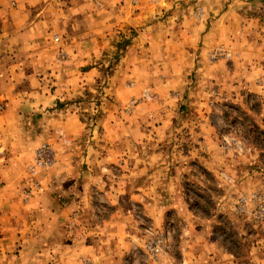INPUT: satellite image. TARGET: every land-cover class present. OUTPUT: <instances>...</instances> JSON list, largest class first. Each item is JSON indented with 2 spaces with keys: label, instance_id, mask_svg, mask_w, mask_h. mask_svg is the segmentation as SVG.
I'll return each instance as SVG.
<instances>
[{
  "label": "rangeland",
  "instance_id": "1",
  "mask_svg": "<svg viewBox=\"0 0 264 264\" xmlns=\"http://www.w3.org/2000/svg\"><path fill=\"white\" fill-rule=\"evenodd\" d=\"M250 1L0 0V264H264Z\"/></svg>",
  "mask_w": 264,
  "mask_h": 264
},
{
  "label": "crops",
  "instance_id": "2",
  "mask_svg": "<svg viewBox=\"0 0 264 264\" xmlns=\"http://www.w3.org/2000/svg\"><path fill=\"white\" fill-rule=\"evenodd\" d=\"M249 5L255 7V12L252 13L254 19L250 22L264 26V0H252ZM261 53L262 51L255 47L253 53L242 54V58L248 56V62L245 65L246 74L240 79V84L254 91L264 90V54Z\"/></svg>",
  "mask_w": 264,
  "mask_h": 264
},
{
  "label": "built area",
  "instance_id": "3",
  "mask_svg": "<svg viewBox=\"0 0 264 264\" xmlns=\"http://www.w3.org/2000/svg\"><path fill=\"white\" fill-rule=\"evenodd\" d=\"M216 55H224L225 58H229V54L228 52L224 51V50H218L216 53L213 54L212 57L216 56ZM261 213L263 214L264 216V207L261 208ZM158 240H161V235H158ZM148 249L153 252V253H157L159 251V248L156 246V247H153L152 245H147Z\"/></svg>",
  "mask_w": 264,
  "mask_h": 264
}]
</instances>
